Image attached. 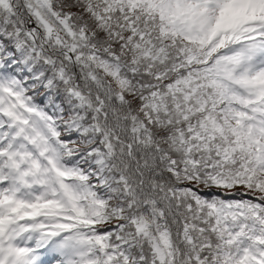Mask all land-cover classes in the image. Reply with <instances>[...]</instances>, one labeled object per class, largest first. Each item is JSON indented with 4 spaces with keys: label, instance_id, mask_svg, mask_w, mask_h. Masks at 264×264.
<instances>
[{
    "label": "snow or ice",
    "instance_id": "6c2138e0",
    "mask_svg": "<svg viewBox=\"0 0 264 264\" xmlns=\"http://www.w3.org/2000/svg\"><path fill=\"white\" fill-rule=\"evenodd\" d=\"M0 264H264V0H0Z\"/></svg>",
    "mask_w": 264,
    "mask_h": 264
}]
</instances>
